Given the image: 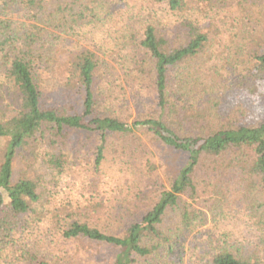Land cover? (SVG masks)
<instances>
[{"label": "trees", "instance_id": "trees-1", "mask_svg": "<svg viewBox=\"0 0 264 264\" xmlns=\"http://www.w3.org/2000/svg\"><path fill=\"white\" fill-rule=\"evenodd\" d=\"M257 82L264 0H0V264H264Z\"/></svg>", "mask_w": 264, "mask_h": 264}, {"label": "rangeland", "instance_id": "rangeland-1", "mask_svg": "<svg viewBox=\"0 0 264 264\" xmlns=\"http://www.w3.org/2000/svg\"><path fill=\"white\" fill-rule=\"evenodd\" d=\"M230 101L239 110L240 115L243 114L244 124L256 125L264 117V82H257L234 91L230 96ZM90 174V168L86 166L70 173L65 180L63 194L75 202H85V196L88 197L86 188L89 185ZM98 193H104V186H101ZM191 241L190 237L186 246H189Z\"/></svg>", "mask_w": 264, "mask_h": 264}]
</instances>
